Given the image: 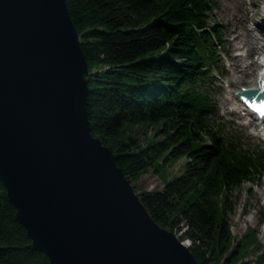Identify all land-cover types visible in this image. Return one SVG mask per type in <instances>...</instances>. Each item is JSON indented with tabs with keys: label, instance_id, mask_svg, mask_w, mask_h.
Wrapping results in <instances>:
<instances>
[{
	"label": "trees",
	"instance_id": "1",
	"mask_svg": "<svg viewBox=\"0 0 264 264\" xmlns=\"http://www.w3.org/2000/svg\"><path fill=\"white\" fill-rule=\"evenodd\" d=\"M65 1L91 71L92 135L134 188L151 170L162 177L160 189L137 194L159 226L188 241L200 264H236L233 193L264 175V150L247 147L210 116L215 106L205 83L222 48L212 0ZM181 159V171L166 178ZM0 264H51L33 246L1 181Z\"/></svg>",
	"mask_w": 264,
	"mask_h": 264
},
{
	"label": "water",
	"instance_id": "2",
	"mask_svg": "<svg viewBox=\"0 0 264 264\" xmlns=\"http://www.w3.org/2000/svg\"><path fill=\"white\" fill-rule=\"evenodd\" d=\"M80 38L65 0H0V181L17 219L51 264H200L92 135Z\"/></svg>",
	"mask_w": 264,
	"mask_h": 264
},
{
	"label": "rangeland",
	"instance_id": "3",
	"mask_svg": "<svg viewBox=\"0 0 264 264\" xmlns=\"http://www.w3.org/2000/svg\"><path fill=\"white\" fill-rule=\"evenodd\" d=\"M212 3L211 23H217L219 28L217 32L221 37L222 48L219 49L215 62L208 69L210 74L205 83L213 94L215 106L210 116L224 122L225 130L228 133H238L247 147L264 150V127L255 126L243 110L235 108L237 104L240 105L241 101L234 92L240 91L241 85L232 86L233 76L227 72V66L229 63V40L237 32H231L230 35L226 33L227 23H232L235 24L236 31L241 33L244 38L243 29L248 30L256 23L264 21V0L254 1L252 8L257 13L253 14L251 18L248 17L243 29L239 20L228 19V15L221 14L220 7L224 4L223 0H212ZM255 32L259 33L257 30ZM258 44H261L260 41ZM237 51L238 53L245 52L244 50ZM249 83L256 84L255 79ZM182 162L183 159L169 166L164 174L166 178L180 172ZM134 185L135 192L139 193L143 190L160 189L163 186V181L161 176L151 170L135 181ZM233 195L236 198V206L234 211L229 214L232 245H236V242L241 239L237 254L239 260L236 264H264V260L261 261L257 258L264 252V175L255 184L251 182L243 184L234 191ZM254 235L260 244L259 249Z\"/></svg>",
	"mask_w": 264,
	"mask_h": 264
},
{
	"label": "bare ground",
	"instance_id": "4",
	"mask_svg": "<svg viewBox=\"0 0 264 264\" xmlns=\"http://www.w3.org/2000/svg\"><path fill=\"white\" fill-rule=\"evenodd\" d=\"M254 1L255 0H223L224 4L220 7L221 14L228 15V19L239 20L241 28L243 29L248 17L251 18L253 14L257 13V11L255 12L252 8ZM227 25L226 33L230 35L231 32H237L230 38L228 47L229 63L227 72L233 76L231 84L232 86L241 85V89L257 88L258 71L264 67V58H262V56H264V21L256 23L254 27L248 30L243 29L244 38L241 33L236 31V27H234L235 24L227 23ZM256 30L259 33H256ZM259 41L261 44H258ZM237 50H244L245 52L238 53ZM254 79L256 84L249 83ZM235 108L241 111L243 110L244 112L249 109L247 103L242 100L240 105L237 104ZM258 122L264 124V118H261ZM181 243H185V246L188 245L187 240Z\"/></svg>",
	"mask_w": 264,
	"mask_h": 264
}]
</instances>
